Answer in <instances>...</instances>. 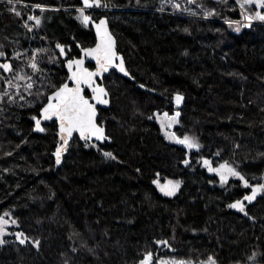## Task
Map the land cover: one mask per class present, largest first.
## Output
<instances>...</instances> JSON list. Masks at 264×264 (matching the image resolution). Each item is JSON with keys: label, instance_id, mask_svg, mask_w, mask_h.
<instances>
[{"label": "trees", "instance_id": "trees-1", "mask_svg": "<svg viewBox=\"0 0 264 264\" xmlns=\"http://www.w3.org/2000/svg\"><path fill=\"white\" fill-rule=\"evenodd\" d=\"M163 1L104 0L111 10L94 13L109 19L132 77L113 72L105 79L111 105L100 110L99 123L110 142L86 147L75 139L57 167L52 156L57 128L52 123L45 134L34 130L31 117H39L40 105L5 106L0 215L7 211L18 220L20 227L10 225L9 232L24 231L42 243L37 251L7 235L0 264H138L147 250H156L158 259L199 263L211 255L218 264H264V197L246 208L248 216L233 211L228 204L251 189L232 177L221 186L200 162L213 159L218 167L228 161L250 184L264 183V22L237 33L225 23L243 21L235 0H229L235 11L203 0L219 13L207 20L202 14L181 18L168 13L170 8L160 11ZM170 1L187 7L186 0ZM22 3L52 8L34 10L41 17L38 30L52 46H69L71 57L81 56L77 45L96 43L92 27L76 19L77 11L66 10L81 7V0ZM8 7L0 3V37L14 46L28 43L34 36ZM52 71L57 84L65 79V68ZM177 93L184 97L181 108L173 103ZM176 110L181 115L173 131L195 136L201 144L191 156L161 130L163 114ZM185 159H191L187 166ZM168 181H180L174 196L157 186ZM156 240H168L175 251Z\"/></svg>", "mask_w": 264, "mask_h": 264}, {"label": "snow or ice", "instance_id": "snow-or-ice-1", "mask_svg": "<svg viewBox=\"0 0 264 264\" xmlns=\"http://www.w3.org/2000/svg\"><path fill=\"white\" fill-rule=\"evenodd\" d=\"M22 2L23 0H0V3H6L9 6L8 11L10 13L22 20L21 26L31 33L41 25V17L27 15V18L24 19L21 11L17 8V5ZM215 2L226 5L228 10H236L229 4V0H215ZM186 3L200 9V13L190 7H182L181 3H172V8L179 12H187L193 17L202 14L201 18L205 20L219 15L215 8H208L203 0H186ZM81 4V7L76 8L78 13L76 19L85 27L90 24L94 26L97 41L95 47L81 48L82 58L71 57L69 55L71 48L58 42L55 44L58 53L52 50V54H49L50 49L41 47L23 52L14 49L11 56L4 50L5 44L0 43V113L6 110L5 106L24 109L36 107L39 104V118L37 115L31 117L34 121V130L45 131V127L41 126L42 120L52 122L58 129L56 135L59 138V144L54 153L57 165L61 163L62 153L67 150L69 141L73 139V134H78L79 140L84 141L86 147L88 142L93 139L101 142L109 139L105 135L104 127L97 121V105L109 104V92L97 82V78H103L110 69H117L124 76L132 78L125 68L123 56L119 55L116 50V40L109 31L108 20L101 18L96 22L92 15L87 12L93 8H106L107 3L104 0H81ZM235 4L239 6V14L242 20L247 22L226 19L225 23L235 32H240L242 27H250L254 21L264 22V0H235ZM27 6L25 5V7ZM31 8L33 10L39 9L41 13L47 10L44 5L39 3L31 5ZM160 11H163V7ZM29 21L34 23L30 24ZM41 39H45V37H41ZM66 47L68 51H66ZM77 47L80 46L77 45ZM61 57L63 59H60ZM86 60L95 62V70H90L89 67L85 66ZM48 64H56L58 67L66 68L65 79L57 84L50 75L51 69L47 68ZM68 82H71V87ZM140 87L143 88L144 85L141 84ZM85 89L91 91L90 98L85 94ZM183 99L181 94L175 95L177 106ZM155 115L159 118V114ZM180 115V111H176L172 116L165 112L164 118L160 121L161 130L164 131L168 140L177 145H182L189 152L194 149L199 151L201 144L197 137L188 134L180 136L175 132L168 131L179 123L178 117ZM152 118L151 116L148 117V119ZM236 147L238 148L239 145ZM7 155H12V153L9 152ZM216 155H219V152ZM104 156L113 160L116 159L111 152H104ZM183 163L187 166L189 160L185 159ZM203 165L209 173H214L219 177L221 186L228 184L229 178L232 177L242 182L245 189H251L250 194H244L242 199H237L228 204L230 209H235L248 216L245 201L252 204L257 196L264 197V183L250 184L245 175L238 170V165L234 166L225 161L220 163L218 167H214L213 162L208 159H203ZM157 186L160 187L165 196H174L179 190L180 181H168L164 187H161L157 182ZM11 216L12 214L7 211L0 215V245L7 243L4 239L5 236L13 235L19 245H31L39 251L42 243L40 239L30 237L24 231H8L10 225L20 227L18 220L11 218ZM5 217H9V219H5ZM76 235L79 234L76 233ZM154 243L175 251L168 240H156ZM82 246H86V244H82ZM155 251H145L138 264H153L154 261L155 264H193L191 260L179 258L158 259L154 255ZM251 259L255 260V256ZM199 264H218V261L209 255L206 260L199 261Z\"/></svg>", "mask_w": 264, "mask_h": 264}, {"label": "rangeland", "instance_id": "rangeland-1", "mask_svg": "<svg viewBox=\"0 0 264 264\" xmlns=\"http://www.w3.org/2000/svg\"><path fill=\"white\" fill-rule=\"evenodd\" d=\"M172 3H178V2H176V1H170V0H164L163 3H162L164 5L163 10L164 11H168L167 9L170 8L171 11H168V13H170V14H173L174 13L177 16L178 15L181 16V18H186V17L187 18H190V17H193V16H191L189 14H186V12H179V11L174 10L172 8ZM25 5H28L27 7H31V4H26V3H21V4H18L17 5V8L21 11L24 19L27 18V15H37L36 11H34V10L33 11H29V9L27 7H25ZM188 6H190V5H187V7ZM45 7L47 9L46 11L52 9L49 6H45ZM66 10L76 11V8H69V9H66ZM109 10H111L109 7H106V8H93L90 11L87 10V12L90 13L93 18H95L96 20H99L102 17L97 16V14H94V13H96V12H106V11H109ZM192 10H193V8H192ZM46 11H44V12H46ZM17 21H21L20 24H22V20L21 19L17 18ZM242 22L243 23H247L245 21H242ZM29 23L31 24V23H34V22L33 21H29ZM23 29H25V28H23ZM30 34H32L34 36V38L32 37L30 40H28V43L27 42H24V43L21 42L19 44L15 43L16 45L14 46V45L7 44L5 42V40L2 39L1 37H0V43L5 44L6 47H5L4 50L6 51V53L9 56H11V54H12V52H13L14 49L23 52V51H26V50H29V49H35V48H41V47L50 49V53L49 54H52V50H54L56 53H58V49H55V45L52 46V44L49 42V40L47 38L41 39V37H43V36L40 34V30H38V28H35L34 31L31 32ZM26 44H32V47L29 48V49L28 48L26 49V47H24ZM45 59H47V57H45ZM60 59H63V57H61ZM55 67H58V66L56 64H48L47 65V68L51 69V73L54 72L52 70H54ZM11 108H17V107H11ZM4 115H6V114H4V112L3 113H0V126H2L3 123H4L3 122ZM168 131L170 132V129H168ZM46 132H47V129L44 132H42V134H45ZM193 151H195V149L192 150L190 153H188L189 156H191L190 154H192ZM5 153H7V152H5ZM188 160H189V164H190L191 163V159H188ZM200 162H202V160ZM163 259L169 260V259H172V258H163ZM193 264H199V263H194L193 262Z\"/></svg>", "mask_w": 264, "mask_h": 264}, {"label": "water", "instance_id": "water-1", "mask_svg": "<svg viewBox=\"0 0 264 264\" xmlns=\"http://www.w3.org/2000/svg\"><path fill=\"white\" fill-rule=\"evenodd\" d=\"M91 9H89L88 11H90ZM93 18V17H92ZM103 18H106L107 20H108V28H109V31L113 34V32H112V29H111V26H110V22H109V19L107 18V17H103ZM93 20L94 21H96V22H98L99 20H95L94 18H93ZM90 27H92V29H93V32H94V34H95V28H94V26L93 25H89ZM113 36H114V38H115V40H116V50H117V52H118V54H119V51H118V40H117V38H116V36L113 34ZM95 37H96V35H95ZM97 42V41H96ZM96 44V43H95ZM95 44L92 46V47H95ZM80 46V45H79ZM81 46L79 47V50H80V53H81V56L80 57H78V58H82L83 57V53L81 52ZM120 55V54H119ZM122 56V55H121ZM89 65H93V69H91V68H89L90 70H95V62L94 61H91V60H86V64H85V66L86 67H88ZM65 70H66V68H65ZM67 71V70H66ZM113 72H118V73H120L121 75H123V73H121V72H119L117 69H110V71L108 72V73H105L104 74V76H103V78H97V82L101 85V86H103V87H105L106 88V90L108 91V89H107V87H106V85H105V79L107 78V77H109ZM69 83V86L71 87L72 85H71V82H68ZM141 89L143 90V91H147V89L146 88H142L141 87ZM109 92V91H108ZM87 93L89 94V98L91 97V91L90 90H88V89H85V94L87 95ZM108 99H109V104L108 105H97V108H98V116H97V121H98V123H99V118H100V110L102 109V110H107V109H109L110 108V105H111V96H110V93H109V97H108ZM183 102H184V99H183V101L180 103V105L179 106H177V104H176V101H175V98H174V101H173V103H174V106L176 107V108H181L182 107V105H183ZM176 111H179V110H176ZM175 111V112H176ZM39 118V117H38ZM50 124H52V122H48V121H43L42 120V122H41V126L42 127H45L46 125H50ZM100 124V123H99ZM104 127V126H103ZM104 129H105V135L108 137V135H107V130H106V128L104 127ZM172 130H173V128H171ZM57 131H58V129H57ZM37 133H42V132H38V131H36ZM57 136V135H56ZM75 139H79L78 138V134H73V139L72 140H70L69 141V145H68V147H67V150L64 152V153H62V157H61V163L59 164V165H57L56 164V166L57 167H61L62 166V164L64 163V160H65V158L67 157V155L69 154V152H70V148H71V145H72V143L75 141ZM81 143H83V144H85V142L84 141H81V140H79ZM107 142H110V138L109 139H107V140H104L103 142H101V141H96L95 139H93V140H91V141H89L88 143H91V144H93V143H98V144H101V145H105ZM58 144H59V138H58V136H57V146H58ZM57 148V147H56ZM56 151V150H55ZM55 151L53 152V154H52V156H53V158L55 159V156H54V153H55ZM204 159H207V158H204ZM208 160H210V161H212L213 162V159H208ZM55 163H56V160H55ZM202 163H203V161H202ZM213 166H214V164H213ZM215 167V166H214ZM209 173V172H208ZM210 175H215L214 173H209ZM250 194V193H249ZM259 197L260 196H257V198H256V200L252 203V204H248L247 203V201H245V205H253L258 199H259ZM233 211H235V212H238L237 210H235V209H232Z\"/></svg>", "mask_w": 264, "mask_h": 264}, {"label": "built area", "instance_id": "built-area-1", "mask_svg": "<svg viewBox=\"0 0 264 264\" xmlns=\"http://www.w3.org/2000/svg\"><path fill=\"white\" fill-rule=\"evenodd\" d=\"M245 22H246V21H245ZM255 22H256V21H255ZM255 22H253V23H255ZM258 22H259V23H262V22H260V21H257L256 23H258Z\"/></svg>", "mask_w": 264, "mask_h": 264}, {"label": "flooded vegetation", "instance_id": "flooded-vegetation-1", "mask_svg": "<svg viewBox=\"0 0 264 264\" xmlns=\"http://www.w3.org/2000/svg\"><path fill=\"white\" fill-rule=\"evenodd\" d=\"M171 130H172V129H171ZM171 132H174V131L172 130ZM248 206H250V205H246V208H247Z\"/></svg>", "mask_w": 264, "mask_h": 264}]
</instances>
